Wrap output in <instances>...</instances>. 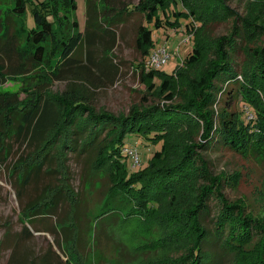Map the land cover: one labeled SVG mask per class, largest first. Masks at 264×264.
I'll list each match as a JSON object with an SVG mask.
<instances>
[{
	"label": "trees",
	"instance_id": "1",
	"mask_svg": "<svg viewBox=\"0 0 264 264\" xmlns=\"http://www.w3.org/2000/svg\"><path fill=\"white\" fill-rule=\"evenodd\" d=\"M4 1L8 0H0V5ZM9 1L14 2L13 7L0 15V87L10 78L26 77L46 65L50 79L69 81L60 103L53 96L40 95L35 102L21 107L23 116L14 112L23 105L17 95L0 94V134L6 137L14 129L18 142L33 150L30 161H22L26 164L23 179L46 166V173H52L53 163L62 157L67 160L68 154H88L99 169L113 172L115 166V170H126L107 191L106 201L123 207L131 199L134 209L150 207L152 199L171 190L187 174L195 180L204 179L209 183L201 185L196 204L187 212L189 225L196 230V241L187 255L170 264H218L216 260L223 254L231 257L230 264H264V223L246 214L241 205L228 202L222 193L224 177L210 176L208 161L203 157L205 150L221 146L246 158L264 160V48L241 61L235 58L240 57L239 53L244 55L246 41L255 31L264 30V25L258 17H242L231 10L232 2L243 0H216L211 7L219 16L235 13L234 22L230 33L217 40L208 68L197 79L188 81L193 96L186 102H175L170 80L175 74L145 69L155 47L154 29L183 28L180 31L195 35L182 67L199 66L205 61L204 48L196 38L202 26L201 14L194 8L196 0H99L97 4L86 0L84 29L76 16L77 0ZM137 14L144 18L136 38L141 79L149 83V93L158 92L165 103L134 106L128 115L97 110L92 105L95 90L108 81L113 84L120 75V63L113 57L119 29ZM146 100L148 97L144 101L147 104ZM242 104L254 120H242L236 112ZM192 118L204 125L201 139L186 144L179 160L168 162L174 129ZM5 137L0 136L1 164L7 162L8 156ZM131 137H144L146 146L161 144V149L153 152L147 166L139 171H133L135 162L128 153L134 151L139 157L138 150L128 146ZM126 156L130 165L123 161ZM57 194L51 196L49 210ZM211 201L218 208L213 219L214 240L206 224L212 212ZM39 202H30L26 209L37 212ZM112 209L120 210L117 206ZM39 216L29 225L34 226ZM29 225L24 227L22 238L31 237L33 230L39 232ZM216 249L219 250L213 251ZM53 255L50 250L43 264H53Z\"/></svg>",
	"mask_w": 264,
	"mask_h": 264
},
{
	"label": "rangeland",
	"instance_id": "2",
	"mask_svg": "<svg viewBox=\"0 0 264 264\" xmlns=\"http://www.w3.org/2000/svg\"><path fill=\"white\" fill-rule=\"evenodd\" d=\"M98 1L92 0L96 4ZM215 1L196 0L194 7L201 14L202 26L196 38L204 48L205 57L199 66L182 67L187 52L194 45V34L182 32L183 28L176 29L179 31L154 29L155 47L152 51L165 47L171 55L160 71L168 76L175 74L174 79H170L176 93L175 102H186L193 96L188 81L197 79L208 68L214 58L217 40L231 31L235 13L250 19L258 17L264 25V0L232 2L229 5L235 13L228 17L211 11ZM77 3L76 16L84 29L86 0H77ZM13 4L9 0L2 2L0 15L9 12ZM143 20L142 15H134L119 29L118 47L113 57L114 62L120 63V75L113 84L108 81L104 87L95 90L92 105L97 110L128 115L134 106L165 103L158 92L149 93V83L142 81L138 68L141 56L136 38L138 26ZM246 42L245 56L239 53L240 57H235L237 61L264 48V30L255 31ZM146 67L147 72L148 63ZM49 70L48 65L40 67L26 77L10 78L0 87V94H15L23 104L14 110L17 116H23L21 107L35 102L40 95L53 96L58 103L61 102L69 81L50 79ZM145 97H148L147 104ZM262 98L264 100V94ZM242 105L236 109L242 120H254L253 114ZM17 123H21V118ZM203 128L202 121L192 118L174 129L168 162L179 160L186 144L199 141ZM0 130L3 129L0 127ZM1 133L0 136L5 137ZM4 140L8 156L5 164L0 163V264H43L44 256L50 250L55 254L53 264H64L67 260L72 264H170L187 255L195 243L196 230L190 227L187 212L196 204L201 185L209 181L195 180L187 174L167 193L152 199L150 207L134 209L131 199L128 205L121 207L114 201H106V193L114 181L126 173L123 167L115 170L114 166L113 172L104 171L92 163L93 156L68 154L67 160L62 157L53 163L52 173H46V166L39 173H31L25 180L22 173L26 171V164L23 162L26 159L30 161L32 147L21 145L14 129ZM143 141L148 142L144 137H131L128 141V146L136 148L139 153V163L131 166L133 171L145 168L151 154L161 149V144L146 146ZM204 153L210 176L224 177L222 193L228 202L241 205L246 214L264 223V160L246 158L221 146ZM125 160L131 164L127 156L123 158ZM55 192L59 194L54 198V207L49 210L48 204ZM32 201H40V209L35 213L26 209ZM116 206L120 210L112 209ZM210 208L212 212L206 224L211 228V239L214 240L213 219L218 212L217 203L211 201ZM48 211L50 214H42ZM35 216L39 217L34 220L35 225L30 226L29 222ZM28 225L37 227L39 232L33 230L31 237L22 238L23 229ZM206 249L209 250L210 246ZM230 260L228 254H223L216 263L230 264Z\"/></svg>",
	"mask_w": 264,
	"mask_h": 264
},
{
	"label": "built area",
	"instance_id": "3",
	"mask_svg": "<svg viewBox=\"0 0 264 264\" xmlns=\"http://www.w3.org/2000/svg\"><path fill=\"white\" fill-rule=\"evenodd\" d=\"M171 58L170 53L167 51L165 47L160 50L152 51L148 58V67L152 70H160L161 66L166 64L167 61ZM129 155L133 160H135V164L139 163V157L136 152L128 151Z\"/></svg>",
	"mask_w": 264,
	"mask_h": 264
}]
</instances>
